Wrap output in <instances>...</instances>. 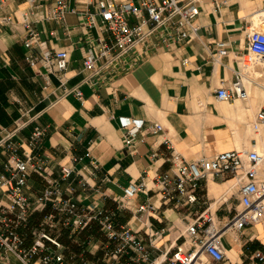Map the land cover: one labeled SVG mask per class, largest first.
<instances>
[{"label":"crops","instance_id":"1","mask_svg":"<svg viewBox=\"0 0 264 264\" xmlns=\"http://www.w3.org/2000/svg\"><path fill=\"white\" fill-rule=\"evenodd\" d=\"M87 1L76 0L71 6L84 9ZM179 1H195L200 9L192 39L166 47L152 38L135 51L139 63L134 69L126 65L115 73L109 70L99 75L85 70L83 63L96 54L98 37L110 40L109 35L88 31L78 15L67 14L64 23L45 20L56 0H36L34 5L29 0L0 3V140L15 130L18 121L25 122L27 127L17 132L15 141L28 149L35 128L45 130L33 154L46 161L50 179L59 181L62 168L73 166L75 175L63 184L64 189H73L67 197L81 207L98 205L111 212L118 228L130 230L157 263L179 247L191 248L186 229L196 212L202 211V206L188 209L162 204L154 191L125 198L133 185L144 183L152 190L155 179L170 172L167 159L172 151L163 141L169 139L175 152L188 162L242 149L264 154V129L259 134L253 130L264 106V84L258 83L264 61L254 70H245L246 100L222 103L216 99L221 84L232 83L240 69L238 58L248 49L246 29L264 9V0ZM25 14L38 22L35 30L48 51L69 53V67L62 75L48 74L41 64L28 63ZM219 42L226 43L229 55L217 60ZM34 53L40 56L42 49L36 47ZM66 90L73 92L65 94ZM77 90L82 100L75 95ZM122 118L144 123L132 147L125 145ZM154 123L164 127L161 135L147 131ZM8 157L0 150V162ZM76 158L82 161L74 163ZM234 184L231 175L203 182V194L220 227L239 207ZM47 186L33 175L28 195L35 198ZM7 205L6 194L0 190V206ZM145 205L153 208L141 211ZM42 218L37 213L32 224ZM61 241L68 254L87 264H107L105 255L116 246L98 227L72 235L65 231ZM222 244L227 256L224 264H264L255 256H264V219L242 233H225ZM0 264L24 263L8 253L0 255Z\"/></svg>","mask_w":264,"mask_h":264},{"label":"built area","instance_id":"2","mask_svg":"<svg viewBox=\"0 0 264 264\" xmlns=\"http://www.w3.org/2000/svg\"><path fill=\"white\" fill-rule=\"evenodd\" d=\"M29 1L32 5L36 4V0ZM74 1L56 0L45 20L64 23L67 14L78 15L88 31L96 30L109 35L110 40L99 36L94 44L96 54L84 60V69L93 75L109 70L115 73L118 67L126 65L128 69H134L139 63L135 51L147 46L152 38L160 39V44L166 47L187 43L196 35L194 23L200 15L195 1L182 4L179 0H88L84 9L73 8L71 4ZM22 21L29 33L24 43L28 63L32 66L41 64L48 74L65 73L69 67V53L65 50L48 51L47 44L40 41L35 30L38 22L33 21L30 14H25ZM246 30L247 53L238 58L240 69L235 72L234 81L223 82L216 91L219 102L246 100L245 70H254L264 61V9L255 14L254 21ZM36 47L42 49L40 56L34 53ZM228 55L226 43H217L216 59ZM72 92L66 90L65 94ZM74 93L82 100L80 91ZM121 125L126 130L125 145L132 147L137 136L143 133L144 123L122 118ZM26 127L27 123L18 121L15 130L0 140V150L9 156L0 162V190L8 199L7 206H0V255L12 253L24 264H87L68 254V248L61 239L65 231L72 235L98 227L109 243L116 245L105 255L107 264H224L227 256L222 244L223 235L228 232L242 233L264 219V154L242 149L188 162L175 152L171 141L166 139L163 144L172 151L167 159L172 165L170 172L157 177L152 190L144 183L133 185L127 190L125 198L129 200L137 192L148 194L154 191L162 204H175L176 208L188 209L202 206V211L196 212L197 217L186 229L191 248L184 251L179 247L170 258L157 263L130 230L118 228L111 212L98 205L81 207L73 198L67 197L73 189L70 186L64 189L63 184H68L75 175L74 167H63L60 180L52 181L46 161L33 154L45 137V130L35 128L27 143L28 149L15 141L17 132ZM263 129L264 106L253 124L255 133L259 134ZM147 131L158 136L164 132V127L154 123ZM20 150H24L23 157L18 154ZM79 161L82 159H73L74 163ZM33 175H38L48 184L35 198L28 195ZM227 175L235 179L239 207L234 217L220 227L208 198L203 194V182L223 179ZM152 208L145 205L140 210ZM37 213L43 214V218L33 225L32 218ZM58 229L61 232L55 233ZM255 256L264 261L261 253ZM123 259L126 260L122 262Z\"/></svg>","mask_w":264,"mask_h":264},{"label":"rangeland","instance_id":"3","mask_svg":"<svg viewBox=\"0 0 264 264\" xmlns=\"http://www.w3.org/2000/svg\"><path fill=\"white\" fill-rule=\"evenodd\" d=\"M261 74L263 76L258 80V83L264 84V71H261Z\"/></svg>","mask_w":264,"mask_h":264}]
</instances>
